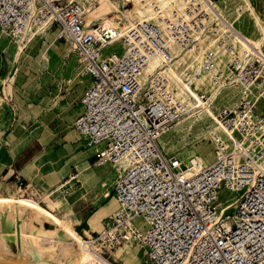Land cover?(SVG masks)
<instances>
[{
	"label": "built area",
	"instance_id": "2783aa9c",
	"mask_svg": "<svg viewBox=\"0 0 264 264\" xmlns=\"http://www.w3.org/2000/svg\"><path fill=\"white\" fill-rule=\"evenodd\" d=\"M85 12L78 1L0 0V30L13 39L31 21L50 22L59 27V40L70 36L75 43L82 76L90 83L73 127L97 163L111 166L120 210L101 231H89L99 256L118 264L107 254L132 241L143 250L145 264H264V115L252 101H264V63L251 56L242 65L238 59L227 64V84L242 82L255 93L249 91L237 111L218 115L229 134L217 140L214 164L185 167L159 142L168 131L165 125L182 114L167 81L161 75L149 84L139 81L152 57L169 59L164 32L153 22H138L122 37L98 25L102 34L97 36L86 28ZM186 27L170 25L184 48L193 41ZM118 43L121 54H105ZM230 44L223 47L233 52ZM212 58L205 59L202 71ZM251 64L257 66L253 76ZM221 76L218 72L216 81ZM226 190L239 197L222 203ZM234 205L237 210L230 212ZM138 218L150 224L145 233L134 224Z\"/></svg>",
	"mask_w": 264,
	"mask_h": 264
},
{
	"label": "bare ground",
	"instance_id": "6f19581e",
	"mask_svg": "<svg viewBox=\"0 0 264 264\" xmlns=\"http://www.w3.org/2000/svg\"><path fill=\"white\" fill-rule=\"evenodd\" d=\"M77 1L86 6L85 16L100 8L109 9L106 14L97 17V19L95 18L86 25L88 31L94 32L97 36L102 34L96 30L98 25L109 34L113 36L119 34L120 37L125 34L126 30L135 27L138 22H153L158 25L164 32L169 59H166L163 54L152 57L142 72L139 79L140 84H145L149 76L155 74L161 68L159 74L167 81L173 100L179 105L180 112H182L176 124L177 127L184 128L188 121H198L199 119L201 121L199 128L208 136L209 140L217 142L219 139L228 137L229 132L218 118V115L225 110L237 111L240 102L247 97L248 92L251 91L252 94L255 92L251 89L247 90L242 82H238L241 85V97L232 99L227 107L219 113L216 112V103L219 100L220 93L226 87L235 85L233 81L229 85L226 81L228 76L227 64L229 62L238 59L242 65L251 56H254L252 58H258L264 63L259 54L264 55V23L257 15L254 14V23L260 35L251 37L246 32L235 28L229 17L226 18L216 5L214 6L221 13H215L209 0ZM122 2L125 8L131 5L132 7L129 10L124 8L121 10L120 4ZM244 8L251 10L249 3ZM244 8L237 11L234 20L238 23L243 18ZM188 9H191V11L188 12ZM121 21L124 23H121ZM172 24L175 26L181 24L182 30L185 24L188 28H191L190 34L193 41L190 47L184 48L180 45L172 30H170ZM196 26L199 29H196ZM50 28V22L43 25H34L31 21L25 29L13 35V39L0 30L5 34L4 38L7 43L4 47L8 57L17 64L29 44L37 36L47 35L51 31ZM60 35L61 31L58 30V36ZM49 36L53 38L54 34ZM6 37H9V39ZM66 41L71 46L75 45L70 36H67ZM222 41L230 42L233 52H230L226 47L224 48ZM48 50L49 46L47 45L43 54V59L47 62L49 61ZM115 55H118L117 52H115ZM210 55L213 56L211 64L206 71H202L204 61ZM75 63L76 60L72 59L71 71ZM218 72L222 76L216 81L215 77ZM224 75L226 76L224 77ZM252 101L258 106L261 102L264 103L263 100L257 102L255 98ZM205 122L210 125L208 129L203 126ZM166 133L159 140L161 145H163L161 142L164 143L169 136ZM17 148L15 146L13 151L18 150ZM182 150L183 153H181ZM176 153H181L179 158L183 159L182 162L187 167L205 168L209 164L208 160L202 154H199L194 147H183ZM187 159L190 161L189 164L186 162ZM106 165L108 163L105 162L96 163L94 166L87 165L77 175L70 176L81 180L85 185L90 180L88 173L94 167L100 168ZM2 170L3 166L0 164V173ZM65 172L67 171L65 170ZM73 180L71 179L67 184L72 183ZM65 187L66 184L60 182L48 186L46 191L38 195L37 198L34 197L36 194L32 191L31 196L21 195L17 197L14 194H5L3 183L0 182V264H9L10 261L6 259L11 256L17 258L16 261H12L14 264H40L44 261L47 264H109L108 259L99 256L101 249L99 246L92 244L89 230V233L86 232L88 239H84L76 232V220L72 217H61L55 214L63 204ZM71 191L73 194L76 193L73 187ZM73 194L68 195V197ZM119 212L118 207L115 213ZM18 220L20 221L19 232L17 229ZM91 231H93L92 228ZM136 248L131 241L119 247L114 255L117 254V258L122 257L124 254H130ZM35 255L38 256V260H35Z\"/></svg>",
	"mask_w": 264,
	"mask_h": 264
},
{
	"label": "rangeland",
	"instance_id": "374dc122",
	"mask_svg": "<svg viewBox=\"0 0 264 264\" xmlns=\"http://www.w3.org/2000/svg\"><path fill=\"white\" fill-rule=\"evenodd\" d=\"M64 1H77V0H64ZM211 7L215 10V13H222L226 18L229 17L230 22L234 24L235 28L240 29L244 32H246L251 37H257L260 35L259 31L255 27V21H254V14L257 15L264 23V0H209ZM247 3L250 4L251 10L244 8ZM90 5V4H89ZM221 9L218 10L217 7ZM121 10L126 9L129 10L131 6L125 8L124 3L122 2L120 4ZM240 8H244L245 12H243V18L241 22H236L235 16L237 14V11ZM109 9L107 8H100L98 10H95L91 12L89 15L86 14L85 16V22L86 25L89 22H92L95 18L102 16L108 12ZM188 12L191 11V9L187 10ZM196 22V21H194ZM121 23H124L121 21ZM188 28V27H187ZM186 28V29H187ZM51 31L48 32L47 35H40L37 36L36 39L29 44L28 48L25 50V53L23 54V58L19 64H15L9 57L5 50L4 45H6L7 41L5 40V34L0 31V47L4 50V52L7 55L8 60L10 61L13 66H10L6 59H3V66L5 65V73H10L12 78H18L15 81L16 88H20L22 90L25 89H31L37 92L38 96L40 97V105L43 109H53L58 110L55 113H60L63 115L64 123L70 126L69 131H73L74 129L71 128V123L65 121V114L68 111L70 112V108L75 106L76 108L79 107L81 96L84 91V87L86 84H88L86 78H82V72L80 69V59L78 56V53L74 46H71L66 40L58 39V29L59 27L57 25L52 26ZM53 38H50L49 35H53ZM4 38V39H3ZM9 39V37H6ZM222 41V44L224 45ZM49 46V61H45L43 59V54L46 46ZM231 46V44L229 45ZM70 49V50H69ZM117 52L121 54L123 52V49L121 48L120 44L118 43L115 46L109 47L105 54H110L112 52ZM42 54V55H41ZM4 57V55H3ZM72 59L76 60L75 66L73 67L72 71L70 70V65ZM253 66H249V74L253 76V73L255 71V68L257 67L256 64H251ZM161 68H159L155 74L150 75L148 81H146V84L151 83L156 77V75H160L159 71ZM71 72L72 74H70ZM233 72H235L233 70ZM142 73V72H141ZM158 73V74H157ZM237 73V72H235ZM155 75V76H154ZM81 77V78H80ZM264 77V74H263ZM79 78V79H77ZM152 78V79H151ZM261 81V80H259ZM13 84V85H14ZM89 85V84H88ZM229 85V84H228ZM13 87V89L15 88ZM149 86V85H148ZM240 89L241 85L238 83H235L233 87H226L221 93L219 100L216 103V112L219 113L221 110L227 107V104L236 97H241L240 95ZM255 98V97H253ZM70 106V107H69ZM69 107V108H68ZM67 108V109H65ZM257 113H261L264 115V103L261 102L257 108ZM178 121V120H177ZM177 121L171 122L170 124L167 123L165 127H168V131L166 134L169 136L167 137L166 141L163 143L161 142L165 149L167 154L173 157H178L181 153H183V150L181 153L177 154L180 149L183 147H194L198 150L199 154H202L205 159L208 160L209 164L205 168L211 167L216 158V142L213 140H209L208 136H206L202 130L199 128L200 120L198 121H188L185 124L184 128H181L180 126L177 127ZM176 125V126H175ZM204 128L208 129L209 124L207 122L204 123ZM163 137V136H162ZM161 137V138H162ZM216 141V140H215ZM25 145H20V148H22ZM216 146V147H215ZM76 149L74 150V152ZM83 152H87V149L82 148ZM76 153V152H75ZM79 153V152H77ZM89 156H92L90 152H88ZM50 161H47L45 158H40L37 161V168H40L44 165H52L56 166L58 157L57 155H54L53 157H49ZM48 158V159H49ZM82 158V157H81ZM57 159V160H56ZM53 160V161H52ZM81 160V159H80ZM79 159H74L73 161H70L66 166L64 171L66 170L67 173H69V167L72 164H77V162L80 161ZM83 160V159H82ZM86 158L84 159V161ZM181 160V158H180ZM183 160V159H182ZM181 160V161H182ZM98 162L97 157H91V159L88 161V163H91V165L96 164ZM186 162L188 164L190 161L187 159ZM185 165V164H184ZM110 167V165L94 167L88 174L90 180L83 184L81 180L77 178H70L73 180L70 185H66L65 187V198L63 199V204L60 207L58 211L55 212V214H58L61 217H72V211H71V205L74 209L75 216L81 221V227L76 229L77 234L84 238L88 239V235L84 230L86 229L87 232L90 229L87 225L88 220L90 217H92L89 221V224H91V228L94 232H99L103 228V223L107 220V218L115 213L118 209L117 201L114 198V192H111L113 183L112 180L109 178V175L107 178H109V181H101L99 184V190H101L99 193L101 196V200L97 203H92L90 201L91 194H85V190L89 192V189L91 186H93L99 177L96 175V170H99L100 172L106 171V169H109L107 167ZM68 167V168H67ZM185 167H187L185 165ZM106 168V169H104ZM204 169V168H203ZM77 173V172H76ZM75 173V175H76ZM110 174V172H108ZM208 176V175H207ZM207 176L204 177V180L207 179ZM70 178H68L67 182L70 181ZM95 179V180H94ZM80 182L82 186H84L82 190L80 189L81 184L77 183ZM115 182V180H113ZM76 182V186L75 183ZM81 186V187H82ZM74 189L76 193L73 194L71 189ZM47 189V188H46ZM66 189L70 190L67 191ZM46 191V190H45ZM4 192V189H3ZM69 196L68 195H71ZM22 194L17 195V197H20ZM24 196V195H23ZM239 197V194L237 192H231V191H224L221 194V201L224 204H228L229 202H234ZM239 200V199H238ZM237 200V201H238ZM237 210V206H233L230 212H235ZM82 222H85L82 223ZM134 224L136 227H138L143 233H145L149 228L150 224L146 223L143 218H138L134 221ZM90 231V230H89ZM89 233V232H88ZM90 235V233H89ZM91 237V235L89 236ZM92 238V237H91ZM14 251V248L12 249ZM107 256L110 257L112 261H116L118 264H145V256L143 253V250H141L139 247L134 249L130 254L122 255V257L117 258L116 255H111L110 253L107 254ZM16 257H10L9 259H6L10 261L9 264H14L12 261H16ZM18 261V260H17ZM17 264V263H16ZM40 264H47L45 261Z\"/></svg>",
	"mask_w": 264,
	"mask_h": 264
},
{
	"label": "crops",
	"instance_id": "0c3cea01",
	"mask_svg": "<svg viewBox=\"0 0 264 264\" xmlns=\"http://www.w3.org/2000/svg\"><path fill=\"white\" fill-rule=\"evenodd\" d=\"M3 59H6L7 63L13 66L8 60L4 50L0 47V164L3 166V170L0 173V182L3 183L5 194L31 196L32 191V193L36 194L34 197L36 196L35 198H37L38 195L44 193L46 188L51 184H58L61 182L68 185L66 182L68 178H70V175L74 176L76 172L77 175L85 166L91 165L88 161L91 157H94V154L89 150H87V152L80 151L82 148H85V142L73 127L75 120L84 111L82 98L90 83V78L88 76L82 77L87 79L88 84L84 87L79 107L76 108L72 106L69 109L70 112L68 113L67 111L65 114V121L67 119V121L71 123V128L74 129L73 131H69L70 126L64 123L63 115L55 113L58 111L57 109L47 110L41 108L39 104L40 97L37 92L28 88L25 90L18 87L16 88L14 83L19 77L12 78L10 73H5ZM14 86L15 88L13 89ZM24 143L25 145L20 148V145ZM15 146L18 147V150L14 152L13 148H15ZM75 149L76 153L74 152ZM88 152H90L92 156H89ZM54 155L58 157L56 166H49L47 164L37 168V161L40 158L46 157L47 161H50L49 157H53ZM85 158L86 160L84 161ZM74 159L81 160L77 162V164L70 165L69 173L65 172V166ZM94 165L95 164L91 166ZM107 168L109 169L102 172L95 170L99 178L97 182L90 187L89 192L86 190L84 192L85 194H91L90 201L92 203H94V201L97 203L101 200L99 194L101 193V190H99L101 181H109L111 179L114 186L115 182L113 180H115V178L112 168L111 166ZM108 172H110V174H108ZM108 175L110 179L107 178ZM69 182L70 181H68V183ZM76 182L79 183L77 180ZM76 182H74L75 186L77 184ZM20 184H22L21 188L19 187ZM81 186L79 190L84 189V186ZM71 211L72 218L77 221V229L81 227L82 224L75 216L72 205ZM91 218L92 217H90V219ZM90 219L87 222L90 228L89 230H91V224H89ZM82 223L85 224V222ZM85 232H87V230Z\"/></svg>",
	"mask_w": 264,
	"mask_h": 264
},
{
	"label": "water",
	"instance_id": "95a60500",
	"mask_svg": "<svg viewBox=\"0 0 264 264\" xmlns=\"http://www.w3.org/2000/svg\"><path fill=\"white\" fill-rule=\"evenodd\" d=\"M17 224H18L17 229H18V232H19L20 231V221L19 220H18ZM34 258H35V260L39 259L37 255H35Z\"/></svg>",
	"mask_w": 264,
	"mask_h": 264
}]
</instances>
